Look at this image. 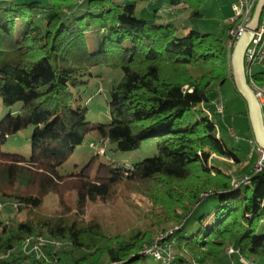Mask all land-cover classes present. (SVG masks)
Returning <instances> with one entry per match:
<instances>
[{
	"label": "trees",
	"instance_id": "1",
	"mask_svg": "<svg viewBox=\"0 0 264 264\" xmlns=\"http://www.w3.org/2000/svg\"><path fill=\"white\" fill-rule=\"evenodd\" d=\"M4 1L0 102L18 108L0 116V198L16 210L0 215V264H149L148 249L166 233L162 243L184 253H173L174 264H205L232 245L248 261L264 257V167L243 163L207 108L213 84H234L231 25L223 39L181 24L186 13L201 18L208 0H171L152 19L137 17L135 0ZM101 67L122 74L110 88L109 123L92 121L86 101ZM252 77L264 88V73ZM29 129V157L4 150ZM91 135L108 152L62 174ZM145 141L155 156L130 167L109 159L92 172L100 156L137 152ZM50 195L59 199L52 213L44 210ZM132 195L147 201L152 229L85 216L88 205ZM41 239L51 251L26 252L27 241Z\"/></svg>",
	"mask_w": 264,
	"mask_h": 264
},
{
	"label": "rangeland",
	"instance_id": "2",
	"mask_svg": "<svg viewBox=\"0 0 264 264\" xmlns=\"http://www.w3.org/2000/svg\"><path fill=\"white\" fill-rule=\"evenodd\" d=\"M18 2H31L32 0H17ZM138 4L137 17L143 19H152L154 12L158 9L161 11H168V3L171 0H135ZM229 0H208L205 7L202 9V17L198 19H189L187 13L183 14L185 19H182L181 24L189 27V29H195L202 33L213 34L217 37L226 39V34L223 33V29L228 25L229 17L231 16L230 7L228 6ZM148 6V12H143V7ZM234 14V13H233ZM187 33L180 34L181 36ZM252 72L264 73V64H255L252 67ZM122 78L120 72L108 70L106 68H96L91 71V75L88 78L89 86L87 87L86 101L89 107V118L94 122L109 123L110 115L107 108V101L110 99V88L117 85ZM210 103L207 105L208 111L214 117L215 123L221 130L222 138L229 148H239L238 155L243 163L250 165L251 169L256 168V162L259 159V155L251 144L252 128L248 115V107L244 99L235 90V86L231 80L227 81L223 85L213 84L210 92ZM222 103L223 112H218V105ZM18 106L12 109L3 107L0 102V116L4 117L10 112H15ZM264 114V108H263ZM200 117H204L205 112L199 113ZM232 128L237 135V138L231 137L229 129ZM31 138L32 130H25L9 138L4 150L7 152L19 153L26 157L31 155ZM254 141V139L252 140ZM110 145H103L94 135L89 136L84 144L77 149L75 154L69 160L67 165L61 169L62 174L70 172H79L90 164L93 157L102 155L108 152ZM157 154L156 146L153 142L145 141L143 148L140 151L132 153H111L108 157L100 156L93 161L91 169L95 173L96 169L102 163H109V159L120 161L127 167L132 166L134 163L140 162L147 157H153ZM252 156L250 157V155ZM69 204H76V197L70 194L68 197ZM146 202L140 196L132 195L121 199L117 204H99L88 205L86 209V217L91 214H95L108 221L109 224L116 226L117 224H130L138 223L143 229H152L154 227L152 218L148 217L147 212L149 208L146 207ZM59 199L55 195H50L44 202V210L52 213L58 207ZM16 212L15 205L10 201H6L0 198V215L3 218H7L14 215ZM21 218L23 216L21 215ZM157 218V217H156ZM210 219L205 220L209 222ZM166 228L170 231L174 228L173 225H167ZM260 232H264V222L260 226ZM169 235L159 234L157 235V241L154 244H161L165 247H171L169 252L173 256V253L184 254L182 251L174 250L172 245L164 244V239ZM46 243L45 239L39 241V247L44 251H51L52 246L47 245L42 247ZM33 246L30 245L24 248L26 252L33 251ZM63 247L60 242H56V249ZM26 247V246H25ZM233 247L237 252L239 251L237 245L229 246L226 251L219 258H210L205 264H264V257H255L250 261L243 259L238 253L229 255L228 250ZM151 247L148 249L150 250ZM37 254H41L39 251ZM150 255V254H149ZM149 264H160L153 256L148 257ZM192 264L195 263L192 259H189ZM176 264H179L178 262Z\"/></svg>",
	"mask_w": 264,
	"mask_h": 264
},
{
	"label": "built area",
	"instance_id": "3",
	"mask_svg": "<svg viewBox=\"0 0 264 264\" xmlns=\"http://www.w3.org/2000/svg\"><path fill=\"white\" fill-rule=\"evenodd\" d=\"M11 1V0H7ZM259 0H237L233 4V18L229 22L231 28L228 32L230 41L228 43L229 49H234L237 41L247 30V25L252 21L257 4ZM82 2V0H80ZM255 64H264V8L262 11L260 23L257 31L254 34V39L249 45L245 55L246 74L249 86L253 90L262 108H264V88L261 87L252 77V67ZM218 112H223L222 103L218 105ZM231 137L237 138L236 132L233 129L229 130ZM254 151L259 155V160L256 163L257 172L262 171L264 167V150L259 148L255 141L251 142ZM252 155V154H251ZM32 245L30 241H27L26 247ZM171 247H165L161 244H154L148 253L153 256L154 259L161 262V264H174V258L170 255L169 250ZM33 252H39V246H33ZM238 253L233 247L228 250L229 255Z\"/></svg>",
	"mask_w": 264,
	"mask_h": 264
},
{
	"label": "water",
	"instance_id": "4",
	"mask_svg": "<svg viewBox=\"0 0 264 264\" xmlns=\"http://www.w3.org/2000/svg\"><path fill=\"white\" fill-rule=\"evenodd\" d=\"M264 8V0H259L253 19L247 25V30L237 41L232 57L231 66L235 88L238 94L244 99L248 107V115L253 131L254 141L259 148L264 150V114L255 93L248 83L245 55L246 51L254 39V34L258 29L262 11Z\"/></svg>",
	"mask_w": 264,
	"mask_h": 264
},
{
	"label": "crops",
	"instance_id": "5",
	"mask_svg": "<svg viewBox=\"0 0 264 264\" xmlns=\"http://www.w3.org/2000/svg\"><path fill=\"white\" fill-rule=\"evenodd\" d=\"M150 1H155L156 2V0H150ZM237 0H229L228 1V6L230 7V11H231V16L229 17V21H228V24H229V22L232 20V18H233V4L236 2ZM6 3H8V2H6V1H4V0H0V5H5ZM137 8H138V4H137ZM149 8H148V6L147 7H143V12L145 11V12H148L149 10H148ZM209 112V111H208ZM209 114H210V112H209ZM211 115V114H210ZM230 129H232V128H230ZM229 129V130H230ZM252 134H253V131H252ZM252 140H253V136H252V139H251V142H252ZM258 161V160H257Z\"/></svg>",
	"mask_w": 264,
	"mask_h": 264
}]
</instances>
